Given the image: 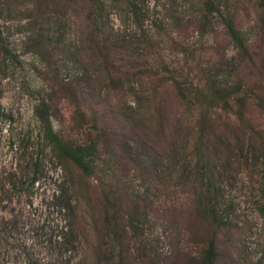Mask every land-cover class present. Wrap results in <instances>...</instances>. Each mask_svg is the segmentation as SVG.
Masks as SVG:
<instances>
[{
    "label": "rangeland",
    "instance_id": "obj_1",
    "mask_svg": "<svg viewBox=\"0 0 264 264\" xmlns=\"http://www.w3.org/2000/svg\"><path fill=\"white\" fill-rule=\"evenodd\" d=\"M216 2L209 22L198 0H101L87 20L67 14L40 25L25 0L1 3L0 264H200L209 239L213 264H264L260 113L248 105L241 121L218 113L208 166L197 172L194 133L187 139L193 116L165 78L171 70L185 82L198 74L218 82L242 75L221 17L231 10L251 43L259 0ZM38 30L51 46L45 58L26 46ZM106 68L119 87L107 82ZM59 83H70L76 97ZM43 98L62 138L82 143L97 133L87 176L60 163L43 139L35 116ZM74 99L94 113L96 127L74 126ZM185 141L184 151L173 150ZM155 168L169 176L162 186ZM60 191L71 194L73 220L58 204ZM207 194L227 225L194 210ZM131 202L134 232L126 226ZM67 226L75 234L66 241Z\"/></svg>",
    "mask_w": 264,
    "mask_h": 264
},
{
    "label": "trees",
    "instance_id": "obj_2",
    "mask_svg": "<svg viewBox=\"0 0 264 264\" xmlns=\"http://www.w3.org/2000/svg\"><path fill=\"white\" fill-rule=\"evenodd\" d=\"M29 9L31 10L35 22L40 25L44 21H47L51 17H63L67 14L71 16H79L85 20L88 19L90 14L100 4L101 0H25ZM203 10V19L208 20L213 16V12H218L219 5L216 0H198ZM11 3L13 0H0L1 3ZM256 13V26L258 34L256 41L247 43L239 33L237 21L234 18V13L230 10H225L221 20L224 34L235 44L242 59L240 63L242 65V75L236 76L233 81L218 82L212 78H203L199 74L192 82L190 79L186 82L180 80L176 74V71H168L165 76L173 87L174 96L176 97L179 105L182 109L193 116L192 130L187 133V139L190 140V135L194 133L195 140L192 147V153L194 155V164L198 168L197 172H203L208 166V158L210 148L209 137L213 134L215 121L221 118L218 113L224 114L230 113L236 117L239 121L243 120V114L248 106L255 108L263 119L262 126L257 132L260 156L264 160V0H259L257 3ZM47 19V20H46ZM40 23V24H39ZM38 29V28H37ZM26 46L32 50L39 57L45 58L46 51L50 46L47 39L42 38V33L39 30L35 32L34 36H27ZM6 49L0 41V53L6 54ZM102 57V52L100 53ZM109 64V63H108ZM240 66V65H239ZM246 72L243 75V72ZM105 79L110 81V85H114V88L119 87V77L117 74L108 73V69L105 70ZM59 87L64 91L66 95L74 98L76 93L74 92L70 83H59ZM63 94V93H62ZM68 96H64L67 98ZM50 97H48V100ZM72 101V100H71ZM72 114L74 120V126L81 128L85 126V122L90 121L91 126L96 127L94 113L93 115H87L77 100L72 101ZM39 108L35 110V116L38 119L41 127V133L43 139L47 142L54 157L62 164L67 162L72 163L80 174L85 177L91 172V163L94 155L96 154L98 135L95 133L91 135L88 133L85 142H71L62 138L57 131L52 127V120L50 117L49 108H51V102H47V99L40 100ZM2 112L0 111V118ZM228 116V115H226ZM223 117V116H222ZM225 117V116H224ZM227 118V117H226ZM142 126V123L139 122ZM187 141L182 144H178L177 147H172L173 150L178 149L184 151L187 147ZM171 155H169L170 157ZM172 157V156H171ZM154 175L156 181L161 186L166 182L169 177L168 174L163 171L159 173V170L155 168ZM264 192V168L262 171ZM59 200V206L63 209H67L70 212L73 220V209L70 207L71 194L67 191H60L56 196ZM105 204H109L108 196L103 195ZM130 207L127 206L126 226L132 232L137 230L138 212L135 209L136 205L131 202ZM263 209V207H262ZM194 210L199 217H202L209 221L210 224L217 227H223L228 224L226 216L215 208V203L211 197H205V203L200 201L194 205ZM264 210V209H263ZM75 229L67 226L63 233L64 240H70L71 236H74ZM215 258L214 243L212 239L206 242L205 247L200 252V264H213Z\"/></svg>",
    "mask_w": 264,
    "mask_h": 264
}]
</instances>
